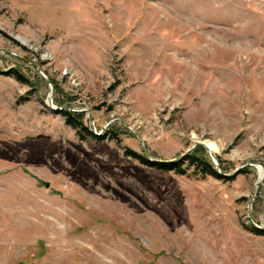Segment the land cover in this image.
<instances>
[{"label":"rangeland","instance_id":"374dc122","mask_svg":"<svg viewBox=\"0 0 264 264\" xmlns=\"http://www.w3.org/2000/svg\"><path fill=\"white\" fill-rule=\"evenodd\" d=\"M262 169L264 0H0V264H264Z\"/></svg>","mask_w":264,"mask_h":264},{"label":"trees","instance_id":"16d2710c","mask_svg":"<svg viewBox=\"0 0 264 264\" xmlns=\"http://www.w3.org/2000/svg\"><path fill=\"white\" fill-rule=\"evenodd\" d=\"M10 73L12 74V76H14L17 80L19 81H24V79L21 77L22 75H20L19 71H16L13 69V71H10ZM62 115H64L66 122L77 128L80 127L81 129L84 130V132L86 134L91 135L93 138L97 139V140H101L107 137L108 133H103L102 135H97L94 134L91 130H89L88 127L83 125V121H82V116L80 114V112H76V111H68V110H60L59 111ZM81 136H85L84 133L80 132ZM112 136V137H111ZM109 137H111V139H115V140H119L118 139V135H109ZM127 155L133 156L134 158L138 159L140 162H142L145 165H149V166H153L157 169H168V170H173L176 174L179 175H185L187 173V170L190 167H193L195 169V172L206 176V175H212L216 178H226L223 175L219 174L216 169L213 167V165L208 162L205 158H202L200 156H196L193 155L192 153H188L186 155L183 156V161H188V165L184 168H182L181 166H178L174 163H157V162H151L149 161L144 155H139L136 154L133 151L130 150H125ZM228 178V177H227ZM255 231L257 233L263 234L264 230H259V229H255Z\"/></svg>","mask_w":264,"mask_h":264},{"label":"water","instance_id":"95a60500","mask_svg":"<svg viewBox=\"0 0 264 264\" xmlns=\"http://www.w3.org/2000/svg\"><path fill=\"white\" fill-rule=\"evenodd\" d=\"M44 79L48 82V79H47L46 77H44ZM51 108H53V109H55V110H68V109H66V108H62V107H51ZM104 128H105V127H104ZM104 128L102 129V131H101L100 133H96L95 131H94V133L97 134V135H102V134L104 133ZM139 141H140V140H139ZM194 146H195V145H194ZM194 146H192V147H191L190 149H188L185 153H183L182 156L178 157V159H181L184 155L188 154V152H189ZM207 149H208V147H207ZM209 153H210V151H209ZM144 156H145L149 161H151V162H157V163H172V161L174 160V159H171V160H159V159L151 158V157L147 154V152H146L145 150H144ZM210 157H211V160H212L213 164L218 168V165H217V163L215 162V160L213 159V157L211 156V153H210ZM238 170H239V169H236V170H234L233 172H231V173H229V174H225V173L221 172V170H217V172H218L219 174L223 175V176H231V175H233L234 173H236ZM263 178H264V174H263V176H262L261 178L258 179L257 184L260 183V182L262 181ZM45 185L48 186V183H45ZM256 227H257L258 229H260L259 226H256Z\"/></svg>","mask_w":264,"mask_h":264},{"label":"bare ground","instance_id":"6f19581e","mask_svg":"<svg viewBox=\"0 0 264 264\" xmlns=\"http://www.w3.org/2000/svg\"><path fill=\"white\" fill-rule=\"evenodd\" d=\"M206 144L208 145V149H209V151H216L217 150V146L216 145H214L212 142H210V141H206ZM211 153V152H210ZM212 154V153H211ZM213 159H214V157H213ZM262 171H263V173H262V175L259 177V178H261L262 176H263V174H264V170L262 169ZM258 172H260L259 171V169H258Z\"/></svg>","mask_w":264,"mask_h":264}]
</instances>
